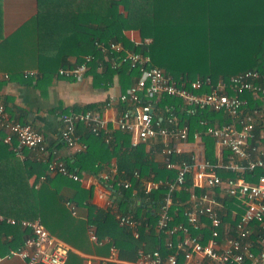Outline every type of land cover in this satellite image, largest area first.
<instances>
[{"label": "trees", "instance_id": "16d2710c", "mask_svg": "<svg viewBox=\"0 0 264 264\" xmlns=\"http://www.w3.org/2000/svg\"><path fill=\"white\" fill-rule=\"evenodd\" d=\"M128 30L140 33L139 43L127 38L125 31ZM29 32L34 38L35 58L33 62L24 64L23 69L36 68L40 75L45 71L53 75L58 68L72 65L68 60L71 54L76 55L77 62L86 54L98 57L95 41L113 40L148 55L152 64L178 80L209 77L213 83L218 79L228 82L236 73L256 69L261 73L257 81L264 85V0H37L36 14L10 38H0V44L26 36ZM44 49L51 51L43 52ZM122 54L108 53L107 58L99 55L97 60L90 62L87 72L92 75L94 85L109 86L115 74L119 76L123 89L130 85L139 75V70L127 62L118 64ZM111 58L116 61L114 66ZM23 69L10 71V77L22 78ZM242 96L248 101V109L261 108V102L254 101L249 92ZM158 107L162 114L173 111L181 116L178 98L164 95L158 101ZM72 109L99 111L101 108L85 104ZM198 116L210 123L230 120L226 114L211 109L199 110ZM16 120L27 123L22 119ZM188 121L190 129H193L194 116ZM77 129L82 132L87 148L83 152L72 153L65 159L66 166L92 175L113 166L115 181L129 179L130 188L114 182L112 201L119 212L129 213L140 220L139 237L134 238L128 227L119 225L110 208L91 203V189L62 175L52 180L45 163L16 156L13 145L4 142L5 133L1 127L0 214L16 219L38 218L51 234L82 253L107 255L110 247L115 246L120 259L133 261L142 244L147 249L159 247L163 253L168 252L164 247L166 235L155 230L167 187L162 185L150 191L146 200L142 181L151 175L155 179H172L175 171L166 169L145 143L131 145L127 132L113 131L111 140L106 143L82 124H78ZM202 141L205 158L214 162L213 139L203 135ZM134 171L138 172V178L133 176ZM218 172L222 177L235 175L222 170ZM260 172L245 171L242 174L246 180L252 181ZM42 175L45 179H41ZM189 186L187 180L184 188ZM184 188L172 192L178 209L171 224H187L183 213L186 201H175L181 194L186 195ZM234 200L226 197L220 211L222 220L230 224L238 217L232 219L231 210L240 211ZM66 201L74 203L75 214L66 206ZM89 225L94 227L97 238L103 240L101 244L89 240ZM200 231L204 242L209 229L205 226ZM190 232L195 234L198 231L190 227ZM28 235L27 228L0 221V257L11 249L20 248ZM78 252L70 251L65 264H82V256Z\"/></svg>", "mask_w": 264, "mask_h": 264}, {"label": "built area", "instance_id": "2783aa9c", "mask_svg": "<svg viewBox=\"0 0 264 264\" xmlns=\"http://www.w3.org/2000/svg\"><path fill=\"white\" fill-rule=\"evenodd\" d=\"M95 46L98 57L107 58L108 53L123 52L118 64L127 62L130 67L139 70V75L124 91L110 95L103 104L104 108L119 103L126 105L113 118L116 129L130 135L131 145L145 143L166 169L175 171L172 179H155L151 175L142 181L146 200L150 191L162 185L167 187L155 230L166 235L164 247L168 252L163 253L159 247L147 249L142 244L136 259L128 261V264H200L201 261L208 264H264V85L257 81L261 73L248 69L230 76L228 82L218 79L213 83L209 77L178 80L152 64L148 55L126 48L120 41H95ZM98 57L86 54L80 62L58 68L56 75L81 80L90 62ZM110 61L112 66L116 64L113 58ZM38 77V70L23 72L25 79ZM2 78L8 79L9 75L4 73ZM245 92H249L254 101L261 102V108L248 109V101L242 96ZM164 95L180 99L181 116L173 111L162 114L158 101ZM204 109L222 112L230 120L210 123L198 116V111ZM193 116L195 126L190 129L188 120ZM59 118V138L71 153L83 152L87 148L77 129L78 124L84 125L93 135L101 136L106 143L111 140L112 130L108 127V120L99 111L70 109L61 112ZM0 127L5 133L4 142L13 145L15 155L23 158L24 152L30 150L32 159L46 164L52 180L62 175L80 183L86 181L87 189L91 191L93 187L98 188L100 193L94 200L91 196L90 202L110 208L118 224L128 227L134 238L139 237L140 220L129 213L119 212L113 205L114 182L125 188L131 187L129 179L115 181L113 166L98 175L68 169L56 151L46 145L43 134L32 124L22 123L10 116L1 100ZM203 135L214 141V162L204 156ZM219 170L235 175L222 177ZM256 170L261 172L252 181L246 180L242 174ZM133 176L138 178V172L134 171ZM41 179H45V175ZM187 180L190 186L184 188ZM182 188L186 195L181 194L175 201H186L183 213L187 224H171L178 209L172 192ZM226 197L235 199L240 210H231L232 219L238 216L233 224L221 217ZM65 204L72 214L76 213L74 203L66 201ZM0 221L18 224L29 230L22 246L11 249L0 260L15 256L26 264H65L69 252L74 250L66 241L51 234L38 218L16 219L0 214ZM205 226L209 235L203 242L200 230ZM190 227L198 232L192 234ZM87 234L91 242H103L97 238L92 225L87 227ZM124 262L118 257L115 246H111L105 256L82 254V264Z\"/></svg>", "mask_w": 264, "mask_h": 264}, {"label": "crops", "instance_id": "0c3cea01", "mask_svg": "<svg viewBox=\"0 0 264 264\" xmlns=\"http://www.w3.org/2000/svg\"><path fill=\"white\" fill-rule=\"evenodd\" d=\"M36 12L37 0H0V38H10ZM125 35L133 43H139L140 41V33L137 30L125 31ZM11 40L9 43L5 42L6 44H3L2 42L0 44V100L5 104L10 116L14 119L25 120L40 131L44 136L46 145L54 149L60 159L65 161L72 154L59 138L61 126L59 116L64 109L93 104L101 108L99 112L107 118L108 127L112 132L117 130L113 118L126 105L119 103L106 108L103 107V104L110 95L122 92L128 87L125 83L127 86L124 89L122 88L121 80L117 74L113 76L112 83L107 87H103L101 83L94 85L92 75L88 72L78 81L59 77L56 74L49 75L50 72L48 71H45L41 75L39 73V77L36 79H25L23 76L20 78L14 75L11 78L9 75L11 74L10 71L20 72L24 64L33 62L35 58L33 51L35 49L34 38L30 32L26 36H18ZM50 51L44 49L43 52ZM68 60L71 64L76 63V55H69ZM100 66L98 70H100ZM32 69L37 70L36 68H24L23 72ZM4 73L9 75L8 79L2 78V74ZM26 80H29V82ZM79 133L82 134L81 131ZM23 158L31 159V151H25ZM33 178L34 176L31 177V180ZM80 184L84 188L89 187L86 181ZM99 193L100 190L93 187L91 191L92 199L94 200ZM98 206H101V204H98ZM73 251L78 252L75 249ZM78 254L82 256V254L95 253L78 252ZM0 264H26V262L13 256L2 258ZM123 264H128V261H125ZM200 264L208 263L201 261Z\"/></svg>", "mask_w": 264, "mask_h": 264}]
</instances>
